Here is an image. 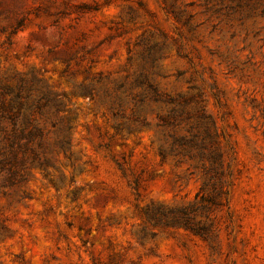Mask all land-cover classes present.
<instances>
[{"label": "rangeland", "instance_id": "obj_1", "mask_svg": "<svg viewBox=\"0 0 264 264\" xmlns=\"http://www.w3.org/2000/svg\"><path fill=\"white\" fill-rule=\"evenodd\" d=\"M143 74L215 121L228 194L197 213L206 235L155 228L142 211L195 202L208 161L161 159L155 128L117 132L82 93L120 97L130 114ZM20 77L61 96L73 156L60 155L63 184L32 169L0 194V264H264V0H0V82ZM170 106L144 114L156 122Z\"/></svg>", "mask_w": 264, "mask_h": 264}, {"label": "trees", "instance_id": "obj_2", "mask_svg": "<svg viewBox=\"0 0 264 264\" xmlns=\"http://www.w3.org/2000/svg\"><path fill=\"white\" fill-rule=\"evenodd\" d=\"M22 25L21 20L11 24L9 33H16ZM142 76L138 83L144 90L131 97L130 114H126V102L120 97L108 92L102 94L92 86H84L82 93L107 107L117 132L129 134L155 128L161 159L180 161L188 156L208 161V165L203 164L205 178L195 202L178 207L150 204L142 211L145 221L155 228L184 227L206 235L211 225L198 221L197 213L203 211L208 215L215 208L224 206L228 194L222 180L223 154L214 145L217 136V131L213 132L215 121L206 107L192 114L184 109L185 100L163 94L147 75ZM151 103L171 106L166 113L157 112V121L152 122L144 114ZM65 107L61 96L41 85L35 77L28 81L20 77L14 84L0 82V194L6 196L8 189L16 190L26 184L32 169L39 170L54 186L64 183L60 155L70 161L73 156L72 124L69 117L61 115ZM193 117L196 121L185 129L188 134L180 133L179 128L187 125L186 121ZM54 171L58 173L56 176ZM72 182L71 176L70 184ZM78 196L79 190H74L72 199L76 200ZM146 234L155 237L157 232L144 231L141 237Z\"/></svg>", "mask_w": 264, "mask_h": 264}]
</instances>
